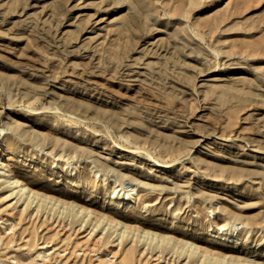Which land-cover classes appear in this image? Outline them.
Returning a JSON list of instances; mask_svg holds the SVG:
<instances>
[{
    "label": "rangeland",
    "instance_id": "374dc122",
    "mask_svg": "<svg viewBox=\"0 0 264 264\" xmlns=\"http://www.w3.org/2000/svg\"><path fill=\"white\" fill-rule=\"evenodd\" d=\"M221 2L0 0L4 158L93 212L0 182V264H264V0Z\"/></svg>",
    "mask_w": 264,
    "mask_h": 264
},
{
    "label": "bare ground",
    "instance_id": "6f19581e",
    "mask_svg": "<svg viewBox=\"0 0 264 264\" xmlns=\"http://www.w3.org/2000/svg\"><path fill=\"white\" fill-rule=\"evenodd\" d=\"M120 1H122V0H120ZM226 1L227 0H222L221 3H226ZM35 135L39 136L44 141L49 140V138L47 136H44L41 133H35ZM1 142L4 143L5 142L4 139H2ZM140 149H142V148H140ZM6 151H7L6 147L2 145L0 147V182L2 185H4L5 189H7L10 192V194H9L10 196L15 195L16 197L22 199L24 201V203H26V205H29V206L34 205V207L37 209H39L43 206H50L52 208V210L58 209L62 213L66 212V211H71V210L74 211L76 209L73 216L80 219L82 224L88 223L89 220H92L93 212H91L87 208H85L83 206L76 205L74 203L69 204V203L62 201L59 198H56L54 196L42 195L38 192H35L32 188H30L28 186V184L25 183L24 180L21 178V175L15 171L14 165L12 163L7 162L6 159L4 158V153H6ZM70 163L71 162H69L68 164H70ZM166 166H167V164H166ZM98 174H99V172H96V175H98ZM118 195H119V192L116 193V191H114L110 195V197H112L113 199H115V198L119 199ZM95 217L97 218L96 222L99 225L106 222L105 225H108V227L115 229V231H117L116 229H118V227H120L122 225L121 222H119L118 220H115L114 218H111L105 214H102L99 217H97V216H95ZM1 219H2V217H1ZM99 225H97V227H99ZM6 230H8V228H6ZM126 233H127L126 229L122 230L120 232V234H118L119 238L124 237L126 235ZM126 236H129V235H126ZM142 238L146 239V241L149 240L150 243H156L155 246H157V245L159 246L160 243L161 244L165 243V244L170 245L174 248L181 249L182 251H185V252L187 251V249H185V247L183 245H178L177 242L174 243L175 245H171L173 240L162 237L158 233H155V232H144V236ZM0 241H1V239H0ZM187 248H190L192 251H194V252H191L190 254H194L195 252L197 253V251H198V248L195 247L193 244H187ZM209 260L211 262L214 261L217 264L225 263V259L216 258V257H214V255H209ZM103 262H105V261H103ZM228 263H230V262H228ZM237 263L248 264V263H244V262L241 263V261H238Z\"/></svg>",
    "mask_w": 264,
    "mask_h": 264
}]
</instances>
